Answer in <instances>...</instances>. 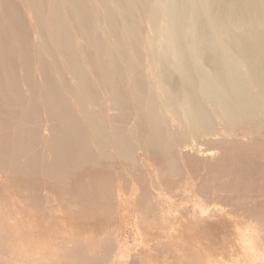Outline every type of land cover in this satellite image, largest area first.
I'll list each match as a JSON object with an SVG mask.
<instances>
[{
	"label": "bare ground",
	"instance_id": "obj_1",
	"mask_svg": "<svg viewBox=\"0 0 264 264\" xmlns=\"http://www.w3.org/2000/svg\"><path fill=\"white\" fill-rule=\"evenodd\" d=\"M245 148L264 0H0V264H264V193L184 160Z\"/></svg>",
	"mask_w": 264,
	"mask_h": 264
},
{
	"label": "rangeland",
	"instance_id": "obj_2",
	"mask_svg": "<svg viewBox=\"0 0 264 264\" xmlns=\"http://www.w3.org/2000/svg\"><path fill=\"white\" fill-rule=\"evenodd\" d=\"M200 140V139H199ZM199 143H201L203 148H208L209 143L208 142H204V140H200ZM242 150V151H241ZM235 150V151H229V152H221L220 154H218L217 156L211 158L210 156H196L193 154H188L186 155L184 158V160H186L188 163L186 165H188L187 170L190 169V174L191 175H196V177L198 178V176L200 177L198 179V181L201 184V181L203 183V185L206 184V177H213V176H225L227 175L228 178H230L229 180L231 181V185H229V187L231 189H234V192H241V193H250V191H262V193H264V155L260 157L256 155L255 152H257L258 154L262 153L264 154L262 151L260 150H254L251 151L245 148L244 150ZM244 151V152H243ZM243 152V153H242ZM251 154V155H250ZM256 156H255V155ZM250 155V156H249ZM196 158H195V157ZM246 156V157H245ZM208 157V158H207ZM238 157V158H237ZM249 157V158H248ZM257 157V158H256ZM221 158V159H220ZM223 158L225 160H223ZM235 158V159H234ZM242 158V159H241ZM239 159V160H238ZM254 159V160H253ZM221 160V161H220ZM223 160V161H222ZM235 160V161H234ZM241 160V161H240ZM185 161V163H186ZM227 161V162H226ZM239 161V162H238ZM253 162V163H252ZM204 163V164H203ZM209 163V165H208ZM244 163V164H243ZM225 164V165H224ZM228 164V165H227ZM247 164V165H246ZM205 167H204V166ZM212 165V166H211ZM216 165V166H215ZM222 165V166H221ZM224 166V167H223ZM120 168V167H119ZM118 166L114 167L113 169H110V175L113 177L114 176V172H117L119 176H123V179H126L125 184L126 186L130 184V181L132 180L131 176H128L124 171L119 170ZM206 168V169H205ZM209 168V169H208ZM214 168V170H213ZM245 168V169H244ZM121 169V168H120ZM223 169V170H222ZM94 169L92 170V173L94 174ZM189 171V170H188ZM218 171V172H217ZM91 173V171H89L88 169H85L84 171H82V175L86 174V173ZM230 172V173H229ZM194 173V174H193ZM206 173V174H205ZM208 174V175H207ZM222 174V175H221ZM224 174V175H223ZM233 174H236L235 176ZM205 175V176H204ZM104 176V172H100L99 173V177L102 178ZM116 176V174H115ZM114 176V177H115ZM203 176V177H202ZM231 176V177H230ZM237 176V177H236ZM243 178H242V177ZM127 177V178H126ZM251 177V178H250ZM260 177V178H259ZM130 181H129V180ZM246 179V180H245ZM253 179V180H252ZM262 179V180H261ZM233 180V181H232ZM239 180V181H238ZM248 180V181H247ZM205 181V182H204ZM247 181V182H246ZM234 182V183H233ZM239 182V183H238ZM243 182V183H242ZM253 182V183H252ZM246 183V184H245ZM199 184V183H198ZM242 184V185H241ZM130 188V186L128 187ZM127 188V189H128ZM243 188V189H242ZM258 188V189H257ZM241 190V191H240ZM114 214V213H113ZM112 214V215H113ZM117 219V220H116ZM106 220V219H105ZM102 221V223L109 224L110 222H108L107 219L106 221ZM118 221V222H116ZM120 220L115 216L113 217L112 223L114 224V226H118V224H120L119 222ZM118 223V224H115Z\"/></svg>",
	"mask_w": 264,
	"mask_h": 264
}]
</instances>
